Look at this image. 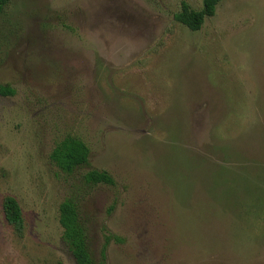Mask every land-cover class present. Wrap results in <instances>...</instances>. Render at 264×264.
<instances>
[{
    "label": "rangeland",
    "instance_id": "1",
    "mask_svg": "<svg viewBox=\"0 0 264 264\" xmlns=\"http://www.w3.org/2000/svg\"><path fill=\"white\" fill-rule=\"evenodd\" d=\"M10 0L0 15V264H77L73 198L105 264H264V0ZM72 135L73 173L51 160ZM107 170L115 184L87 183ZM15 196L22 234L5 217Z\"/></svg>",
    "mask_w": 264,
    "mask_h": 264
},
{
    "label": "trees",
    "instance_id": "2",
    "mask_svg": "<svg viewBox=\"0 0 264 264\" xmlns=\"http://www.w3.org/2000/svg\"><path fill=\"white\" fill-rule=\"evenodd\" d=\"M10 0H0V15ZM222 0H204L200 9L192 7L188 2H182L181 9L176 12L175 20L193 31L202 28L206 19L216 14L217 6ZM15 89L0 85V94L12 95ZM51 160L62 171L73 173L89 162L90 148L82 139L68 135L57 142L51 155ZM84 178L87 183L115 184V179L107 170L88 171ZM5 217L22 234L24 230V214L19 200L13 195H7L3 202ZM60 223L63 227V239L68 244L77 264H105L106 247L102 250V258L97 261L90 248L87 228L81 218L78 203L68 198L60 205Z\"/></svg>",
    "mask_w": 264,
    "mask_h": 264
}]
</instances>
